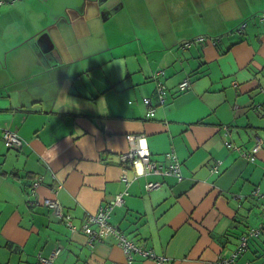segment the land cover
Here are the masks:
<instances>
[{"label":"crops","instance_id":"1","mask_svg":"<svg viewBox=\"0 0 264 264\" xmlns=\"http://www.w3.org/2000/svg\"><path fill=\"white\" fill-rule=\"evenodd\" d=\"M0 1V264H42L58 248L52 264H130L115 236L90 244L83 228L124 191L111 221L166 264H264V233L233 259L242 235L264 225V0H150L153 36L137 32L132 53L121 41L119 56L103 22L125 2ZM201 35L218 42L183 46ZM7 129L23 144L8 146ZM130 134L163 166L174 151L182 179L129 167L127 184ZM133 264L159 263L135 253Z\"/></svg>","mask_w":264,"mask_h":264},{"label":"built area","instance_id":"2","mask_svg":"<svg viewBox=\"0 0 264 264\" xmlns=\"http://www.w3.org/2000/svg\"><path fill=\"white\" fill-rule=\"evenodd\" d=\"M3 3V1H0ZM245 25L242 26V28ZM243 30V29H242ZM210 40L214 44H217V37H207L204 35L198 36L195 39H191L190 41H186L183 46L190 47L195 42H204ZM164 70H158L155 73V78L158 80L157 82V94L160 103H164L168 98V87L161 80L162 75H164ZM191 85V82L188 78L184 79L180 84L179 88L181 91L187 90ZM145 103L150 107V113L153 114L155 112V108L153 107L152 101L149 97L145 98ZM128 139L133 143V146L126 153H123L120 156V161L123 164V179L129 184L130 178L127 175V169L129 167L135 170V174L137 176L148 175L151 173L154 174H171L179 179H182L181 173V164L178 160L177 154L174 151H170L166 153V158L168 159V163L163 166L158 163L155 159H153L150 149L145 142V138L142 135H128ZM4 140L8 146H20L23 144V139L12 130L4 131ZM263 140L261 137H257V143L255 147L252 149L250 153H245V155L250 160H255L257 152L262 147ZM214 170H217V166L214 167ZM41 179H37L33 183V191L32 195L34 196V201L36 202L38 198L36 197L35 188L40 185ZM162 186V182L160 181H148L146 184V188L148 190L157 189ZM128 191L121 192L116 195L115 199L109 203L102 205L97 213L90 215L86 222L84 223V229L89 233L90 243H94L96 240H101L104 237L113 235L118 240V243L124 248L125 252L128 254V260L130 264H133V253H139L145 257L152 258L159 264H166L168 258L164 255H158L153 249H148L143 246H139L135 244L132 240H129L126 236H124L120 230V228L113 224L111 221V215L115 208V206L122 204L125 199L124 196ZM259 194V191L256 192ZM264 196V195H262ZM43 203L54 210V213L60 217H63L64 209L61 203L52 198H46L43 200ZM69 218L70 215L66 216ZM71 224V221L69 222ZM92 225H97L98 228H92ZM264 233V225L260 227H253L247 231V233L243 234L241 237V241L239 246L233 253V259L242 254L248 247V242L251 237H257ZM60 249H56L51 255L50 259H44L46 262H51L52 258L58 255Z\"/></svg>","mask_w":264,"mask_h":264},{"label":"rangeland","instance_id":"3","mask_svg":"<svg viewBox=\"0 0 264 264\" xmlns=\"http://www.w3.org/2000/svg\"><path fill=\"white\" fill-rule=\"evenodd\" d=\"M125 2V5L114 12V17L104 21L105 33H107L111 39V42L115 44L112 47V52L119 56L124 54L123 47L120 45L121 41L131 39L126 46V52L132 53L135 51L137 41L134 39L137 32H146L148 37L153 36L152 21H150V0H110L106 5L113 7L115 2ZM261 0H255V4L258 5ZM97 8V4H103L102 1L95 0L92 2ZM106 8V7H104ZM146 25L145 29H142ZM95 31L97 29L95 28ZM151 35V36H150ZM134 39V40H133ZM114 68L117 69L120 60L114 59Z\"/></svg>","mask_w":264,"mask_h":264},{"label":"trees","instance_id":"4","mask_svg":"<svg viewBox=\"0 0 264 264\" xmlns=\"http://www.w3.org/2000/svg\"><path fill=\"white\" fill-rule=\"evenodd\" d=\"M3 137H4V135H3ZM10 147H14V146H10ZM34 203H36L35 201H34ZM49 207V206H48ZM50 208V207H49ZM64 209V208H63ZM51 211H53V213H54V210L51 208ZM113 213V212H112ZM64 214H65V211H64ZM67 216V214H65L63 217L64 218H66L68 221H69V218H67L66 217ZM112 216V215H111ZM60 217V216H59ZM70 222V221H69ZM113 223V222H112ZM118 226V225H117ZM119 227V226H118ZM84 228V227H83ZM120 228V227H119ZM85 230V229H84ZM86 231V230H85ZM87 232V231H86ZM88 233V232H87ZM88 236H89V233H88ZM89 242H90V237H89ZM90 244H92V243H90ZM133 254H135V253H133ZM50 257L51 256H49V257H47V258H45V257H41V263L42 264H52V262H53V259L54 258H52V260H51V262H46L44 259H50Z\"/></svg>","mask_w":264,"mask_h":264},{"label":"water","instance_id":"5","mask_svg":"<svg viewBox=\"0 0 264 264\" xmlns=\"http://www.w3.org/2000/svg\"><path fill=\"white\" fill-rule=\"evenodd\" d=\"M105 15V14H104Z\"/></svg>","mask_w":264,"mask_h":264}]
</instances>
